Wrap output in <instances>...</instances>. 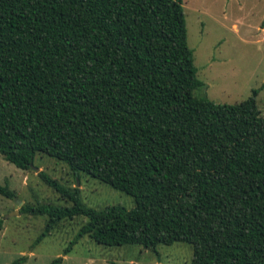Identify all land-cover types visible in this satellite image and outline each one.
<instances>
[{
	"label": "trees",
	"instance_id": "16d2710c",
	"mask_svg": "<svg viewBox=\"0 0 264 264\" xmlns=\"http://www.w3.org/2000/svg\"><path fill=\"white\" fill-rule=\"evenodd\" d=\"M196 74L182 0H0V155L21 170L47 155L135 202L96 210L51 182L72 204L42 209L48 228L84 216L77 236L104 246L185 242L190 264H264L258 90L214 103L194 96Z\"/></svg>",
	"mask_w": 264,
	"mask_h": 264
},
{
	"label": "rangeland",
	"instance_id": "374dc122",
	"mask_svg": "<svg viewBox=\"0 0 264 264\" xmlns=\"http://www.w3.org/2000/svg\"><path fill=\"white\" fill-rule=\"evenodd\" d=\"M182 7L187 45L203 83L194 96L236 104L258 90L255 101L264 117V0H182ZM51 182L63 190L78 188L81 202L96 210L135 206L131 196L84 174L77 179L66 164L47 155L36 154L29 170L18 169L0 155V185L15 194L11 199L0 196V264L19 258H25L22 264H49L57 257L61 264H190L193 247L185 242L159 246L153 253L78 237L84 216L53 218L48 228L49 214L42 209L72 204ZM23 206L30 210L20 212ZM43 233L47 235L37 242Z\"/></svg>",
	"mask_w": 264,
	"mask_h": 264
},
{
	"label": "crops",
	"instance_id": "0c3cea01",
	"mask_svg": "<svg viewBox=\"0 0 264 264\" xmlns=\"http://www.w3.org/2000/svg\"><path fill=\"white\" fill-rule=\"evenodd\" d=\"M234 29L237 30V26L235 24H233ZM140 250V248H138V251ZM144 251V250H143ZM139 262H136L135 264H138Z\"/></svg>",
	"mask_w": 264,
	"mask_h": 264
},
{
	"label": "water",
	"instance_id": "95a60500",
	"mask_svg": "<svg viewBox=\"0 0 264 264\" xmlns=\"http://www.w3.org/2000/svg\"><path fill=\"white\" fill-rule=\"evenodd\" d=\"M30 166L32 167L33 165L31 164ZM77 186H78V182H77Z\"/></svg>",
	"mask_w": 264,
	"mask_h": 264
}]
</instances>
